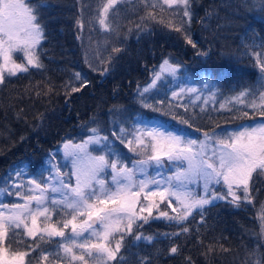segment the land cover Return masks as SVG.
<instances>
[{
	"label": "snow or ice",
	"instance_id": "snow-or-ice-1",
	"mask_svg": "<svg viewBox=\"0 0 264 264\" xmlns=\"http://www.w3.org/2000/svg\"><path fill=\"white\" fill-rule=\"evenodd\" d=\"M121 2L122 0H106L102 7L95 10L98 12L100 26L109 33L113 31L110 25L111 14L117 11ZM141 2L146 9L150 8L152 11L141 17V24L137 25L138 40L141 35L151 34V29L145 22L147 19L155 20L153 13L159 8L161 13L168 11L173 20L179 19L178 25L170 23L168 26L181 34L185 44L195 50L196 56H208L210 49L198 47V42L191 34L194 0ZM244 2L253 7L258 4V11L264 13V0ZM50 7L52 5L47 0H0V85L19 74L30 73L31 69L47 71L43 61L47 52L42 44L47 35L42 17L44 10ZM86 7L90 8L83 6L76 19V26L81 32L86 23L95 27L92 19H84ZM212 15L209 11L200 20L205 31L208 30ZM131 34L132 30L129 29V35ZM77 39L83 37L78 36ZM122 43L118 37L117 44ZM242 49H237L233 56L239 53L240 56L254 60L258 78L254 84L244 86L236 95L230 96L228 103L242 105V108L234 109L242 117L251 118L243 108H251L254 113L258 111L264 117V38L257 43V35L253 34L249 37V42H242ZM124 50L122 46L114 45L106 60L96 58L100 60L99 65L87 58L85 63L90 71L106 78L115 71V61ZM182 67L179 62L165 58L159 71L153 69L151 84L143 89L137 86L136 99L142 109L167 115L155 104L149 103L152 99L151 92L165 74L179 79ZM73 76L74 80L70 77L63 85L69 97L91 83L86 74L80 71ZM200 80L210 92L218 89L219 81H214L209 74H200ZM53 90V86L49 85L44 94ZM184 91L185 89H181V93ZM186 91L195 93L199 89L188 87ZM181 93L173 91L172 96L178 98ZM36 94L39 96L40 92ZM158 103L162 104L163 101ZM126 111L122 107L109 110V115L113 116L111 137L105 134V129L93 118L80 126V135L85 138L79 143L75 142V138L64 139L61 150L64 160L71 164L67 171L62 170L66 165L58 162L57 153H49L39 177L30 176L22 168L7 174L0 183V194H14L24 202L11 205L0 202V264H26L25 257L30 253L12 250L8 240L12 235L18 236L21 227L29 237H36L40 233L41 241L45 236L50 242L52 237L62 238L55 252L42 256L44 261H48L51 256L53 264L57 259L68 260V264H90V261H95V264H110L111 261L125 264L122 249L127 250L129 246H137L140 242L152 245L158 238L172 242L181 236H187L192 231L188 227L191 223L189 218L199 215V223L206 224L207 213L221 202L236 209L253 203V193L260 190L256 187L257 183L264 184V120L254 125H241L227 134L216 130L204 132L200 139L182 132L163 130L146 119L143 112L120 118ZM176 118L173 116V119ZM39 119L42 125L43 114ZM179 123L193 127L187 119H179ZM117 141L128 153L141 158L131 159L119 148ZM149 147L151 154H148ZM127 160H131L130 167L125 163ZM173 168V175H162L161 170L172 171ZM109 169L111 181L107 182ZM44 172H47L46 177L43 176ZM26 176L27 185L23 182ZM192 185H196L198 190H193ZM26 186L32 194L24 193ZM165 202L174 214L161 209L160 205ZM53 213H63L65 217L70 215L71 218L64 219L63 228L52 223L43 228L38 226V217L49 220ZM29 216L31 226L28 224ZM81 217L82 220L79 219ZM259 220L261 233H264V204L260 206ZM153 221H163L176 231L145 235L142 231L144 226ZM69 225L71 235H66L64 229ZM129 239L131 245L128 243ZM197 240L203 244L199 236ZM40 248L41 245L36 244L31 251L35 252ZM220 248L225 252L229 251L222 244ZM61 249L63 256L60 255ZM76 250H79V254ZM181 250V245L172 243L168 255H178ZM215 250L214 245L209 244L207 252L202 254L207 256ZM159 254L158 251L157 255ZM185 262L192 264L191 257H185ZM139 264H152V258L146 256ZM244 264H250V261L246 260ZM255 264H264V255L257 258Z\"/></svg>",
	"mask_w": 264,
	"mask_h": 264
},
{
	"label": "trees",
	"instance_id": "trees-1",
	"mask_svg": "<svg viewBox=\"0 0 264 264\" xmlns=\"http://www.w3.org/2000/svg\"><path fill=\"white\" fill-rule=\"evenodd\" d=\"M47 2L52 5L44 10L42 17L47 35V39L42 41L47 52L43 58L47 71L31 69L30 73L19 74L0 85V183L8 171L18 164L29 166L31 171L36 170L64 139L83 140L85 137L80 135V126L93 118L111 137L113 116L109 115V110L113 107L127 110L120 118L143 112L146 119L175 132L199 129L197 132L200 133L212 130L225 133L241 125H254L264 120L258 111L254 113L251 108H243L251 118L242 117L234 110L242 108V105L231 107L232 111L195 105L184 108L167 99L155 105L167 113L161 115L160 112L142 109L136 99L137 86L141 89L151 77L153 69L157 70L165 58L179 62L183 66L179 76L189 77L198 86L203 84L200 74L204 73L219 81L218 89L213 90L216 103L236 95L244 86L254 84L258 78L255 61L239 53L233 56V53L237 49L242 51V42H249L253 34L257 35V43L264 38V13L258 11V4L253 7L246 5L244 0H194L191 34L198 47L210 49L207 57H198L195 50L185 44L181 34L168 26L170 23L178 25L179 19L173 20L168 11L161 13L159 8L153 13L156 19L145 22L151 34L141 35L138 40L137 25L141 24V17L152 11L146 9L141 0H125L118 5L117 11L110 17L111 33L101 29L98 12L95 11L106 0ZM83 6H90L86 7L84 19H92L95 27L86 23L81 32L76 26V19ZM209 11L213 15L205 31L200 20ZM129 29L132 30L131 35ZM100 32L106 34L108 39V45L102 50L105 57L109 56L114 45L125 49L118 54L115 71L106 78L90 71L85 63L88 59L86 45L90 41L93 43L95 35ZM78 36L83 39H77ZM118 37L123 41L121 45L117 44ZM94 47L97 49V46ZM77 71L86 74L91 83L69 97L63 85L70 77L74 80L73 74ZM49 85L54 90L45 95ZM37 92H40L39 96ZM41 114L44 116L42 125L39 119ZM173 116L177 118L173 119ZM234 116L240 118L234 119ZM179 119H187L193 127L179 123ZM117 144L133 159L122 144L118 141ZM33 161H37L38 166H34ZM256 187L260 190L253 193V203L245 204L240 209L221 202L207 213L206 224L203 225L199 223V215L190 217L188 227L192 231L187 236L172 242L158 238L152 245L140 242L127 250L122 249L125 264H139L146 256L152 258V264H186L185 257H191L192 264H244L246 260L255 264L257 258L264 255V233H261L259 220L260 206L264 204V184L257 183ZM160 207L174 214L166 204L162 203ZM142 231L145 235H154L176 229L163 221H153L145 225ZM198 236L203 244L198 243ZM20 238L12 235L8 240L18 251L30 253L37 242ZM128 243L131 245V239ZM172 243L182 246L180 254L168 255ZM209 244H213L216 250L205 256L202 253L207 252ZM221 244L229 251H223ZM27 260L30 264L40 262L35 254H30ZM110 264H116V261Z\"/></svg>",
	"mask_w": 264,
	"mask_h": 264
},
{
	"label": "rangeland",
	"instance_id": "rangeland-1",
	"mask_svg": "<svg viewBox=\"0 0 264 264\" xmlns=\"http://www.w3.org/2000/svg\"><path fill=\"white\" fill-rule=\"evenodd\" d=\"M123 1H125V0H122V2ZM98 21H99V19H98ZM101 29H102V27H101ZM95 36H96V40H94L93 43L90 41L86 45L87 57L89 60L94 61V63L96 65H99L100 60L96 59L97 57H102L105 60L108 57V56L105 57V55L102 54V50H104L103 48H106V46L108 45V39H107V35L104 34L103 32H100L99 35L96 34ZM94 46H97V49ZM162 61H161V63H162ZM160 64L158 65V68L156 71H159ZM153 78H154V74L152 72L151 77L148 79L147 83L141 87V89L148 87L151 84ZM188 87L197 88V89H199V91H197L195 93L187 92L186 89ZM181 89H185V91L183 93H181ZM173 91H175L177 93H181L180 96L178 98H173V96H172ZM151 95H152V99L149 101L152 102L153 104H155L156 106L160 104V103H158L159 101H163L165 99L172 100V101L176 102L178 106L184 107V108L191 106V105H195V106L201 107V108H203L204 106H210L211 108H218L219 110H228L231 107L239 105V104L230 105L228 103V99H225L219 103H216L215 99H214V97H215L214 91L210 92L207 88L204 87L203 84L201 86H198L189 77L181 78L179 76V79H173L171 76H168L167 74L163 75L161 77V79L159 81H157V85L155 86V88L152 89ZM221 105H224V107H221ZM151 121L153 124L161 127L163 130L169 131L164 125L159 124L153 120H151ZM235 129L236 128L231 129V130L225 132L224 134H227V133H229ZM181 132L184 133L185 135L189 136V137L200 138V139L203 138V133H200L197 131L191 130V131H181ZM80 141H75V142L79 143ZM62 144H63V142H62ZM62 144L58 145V147H56L54 150L50 151V153H57L58 162L61 165H66V167L63 168L62 170L67 171L68 169H70L71 164H70V162L64 160L63 151L61 150ZM134 146H136V145L134 144ZM93 154L97 155L99 153H93ZM130 154L133 156V159L141 158V157L134 155L133 153H130ZM148 154H151L150 147L148 149ZM48 157H49V155L44 159L43 163L40 166H38L37 161H33L32 164L34 166H38V168L34 171H31L29 166H27L25 164H18L14 168L10 169L8 171V173L22 168L30 176L34 175V176L39 177V174L42 171V167L44 165V162L48 159ZM54 162H56V161H54ZM125 163L129 167L131 166V161H129V163L127 161H125ZM184 166L185 167L187 166L186 163ZM108 171H109V176H108L107 182H110L111 181V170L109 169ZM161 171H162V175L170 176V175H173L175 168H173L172 171H166V170H161ZM152 174L155 175V173H152ZM43 176L46 177L47 172H44ZM27 178H28L27 176L23 178V182L25 183V185H27ZM17 183H20V181H17ZM72 184L73 185L75 184L74 178L72 179ZM191 187L193 188V190H198L196 185H192ZM23 191L25 194H32V193L28 192L27 186L23 189ZM0 202L8 203L9 205H11L12 203H23L24 201H23V199L15 196L14 194H12V195L0 194ZM164 204L167 205L166 202ZM32 206H33V208L35 207V202H33ZM173 206L175 207V204H173ZM169 209L171 210V208H169ZM50 211H51V208H50ZM70 218H71L70 215L65 217L63 215V213H60V214L53 213L52 217L49 220H45L44 217H38V226L43 228V227H46L47 224L52 223V224H56L60 228H63L64 219H70ZM79 219L82 220L83 217H81ZM28 224H29V226H31V217L30 216L28 217ZM18 231L20 233L18 235L19 237L21 236L26 241L35 240L37 242L36 244L41 245V248L35 252L31 251L33 248L30 250V254H35V257L37 259H39L38 261H40V262L38 264H53L51 256H49L48 261H44L42 259V256L46 255L48 253H51V252H55L57 247H58V242L62 241L61 237H52L51 242H50L49 238L45 236L44 240L41 241V239H40L41 234L40 233H38L36 237H29L26 234H24L23 227H21V229H19ZM64 231H65L66 235H71V225H69V227L67 229H64ZM11 247H12V250H18L17 248H15L13 246H11ZM112 247L113 248L115 247V241L112 242ZM76 251H77V254H79V250H76ZM60 255L63 256V250L62 249L60 250ZM25 260H26V264H30V263H28L27 257H25ZM32 264H35V263H32ZM54 264H68V260L61 261V260L57 259V260H55ZM90 264H95V261H90Z\"/></svg>",
	"mask_w": 264,
	"mask_h": 264
}]
</instances>
